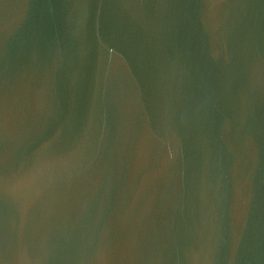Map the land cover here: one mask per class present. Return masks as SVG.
I'll return each mask as SVG.
<instances>
[{"label":"water","instance_id":"water-1","mask_svg":"<svg viewBox=\"0 0 264 264\" xmlns=\"http://www.w3.org/2000/svg\"><path fill=\"white\" fill-rule=\"evenodd\" d=\"M0 264H264V0H0Z\"/></svg>","mask_w":264,"mask_h":264}]
</instances>
